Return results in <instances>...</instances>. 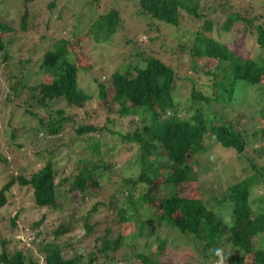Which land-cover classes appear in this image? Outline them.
<instances>
[{
  "label": "trees",
  "instance_id": "trees-1",
  "mask_svg": "<svg viewBox=\"0 0 264 264\" xmlns=\"http://www.w3.org/2000/svg\"><path fill=\"white\" fill-rule=\"evenodd\" d=\"M32 1L19 0L21 10ZM86 1L73 0L78 6L79 20L80 17L83 19L80 20L82 27L77 29L78 33H82L81 37L85 36V45L90 43V47L96 43H108L120 26L119 10L110 0L104 12L92 15L88 10L82 11V4ZM130 1L137 7L136 15L149 27L152 24L157 26L163 23L176 27L181 10L197 20L201 19L202 30L193 33L189 47L198 57L212 56L216 60L211 69L203 72L210 80L207 87L209 90L206 91L204 88L203 94L191 87L189 98L196 106L190 104L187 111L190 108L193 111L189 115L181 116L173 95L175 71L152 51L145 54L144 51L136 49L133 56L137 58L129 61L124 59V71L118 69L112 71L105 81L92 75L95 59L92 61L90 58L88 64L77 61L74 56L75 50L65 47L64 41L62 45L56 43L42 53L36 62L34 75L30 72L31 65L27 68L29 58L17 62L21 64L18 67L19 73L30 72L25 78L24 74L18 76L17 73H13L11 68L7 73L6 68L9 64L6 61L9 55L6 45L16 38L17 32L11 27H4L7 30L5 36L0 35V51L3 52L0 66L1 63L3 65L0 69L2 76L4 77V74L6 76L8 87L4 101L15 100L18 105L24 106L23 112L35 120L31 127L33 137L36 139L40 136L45 140L47 157L41 166L28 176L23 173L8 175V179L0 186V208L6 205V193L15 184L31 189L32 202L37 208L55 209L60 201L66 200L65 195L70 200L75 196L84 200L105 190L108 191V200L94 202L86 211L82 223V237L88 235L93 241L91 245H80V237L74 239L72 234H69L72 230L64 223H58L50 231L42 233L39 230L42 221L40 217L30 224V228L36 231L25 244L11 236L0 235V264H97L99 260L98 264H116L119 259L116 255L119 256L121 248L127 244L125 236H122L118 229L119 225L128 220L125 214L126 205L127 208L136 206L146 210L148 207L159 208L161 212L156 216L157 221H163L180 234H190L197 238L203 258L197 264H207V259L220 257L226 264H264V245L254 250L251 246L252 237H260L264 233L263 169L258 171L253 168L257 171L258 180L262 182L260 189L263 192L257 199L255 213H252L246 197L250 183L245 178L224 188L221 198L212 197L214 203L211 207L199 198L177 197L174 191L179 182L196 180L192 164L210 145L204 144L208 136L221 148L236 153L242 152L251 140L256 142L255 150L262 151L260 145L263 144L264 136L259 134L257 126L252 131L235 128L206 106L210 103L225 105H232L236 101L240 103L243 99L239 98L244 95L248 86L260 85V80L264 78V22L257 20L258 16L249 17L246 11L243 15L235 10L226 13L221 27L228 30L233 23L241 22L247 40L252 41L250 46L254 47L253 54L245 55L244 50L229 49L213 35H206L203 32L213 30L210 13L214 10L225 11L227 6L231 9L228 0L217 3L216 0H212L213 2L208 3H213L208 6L209 11L198 0ZM94 4L98 5V0H94ZM53 6L54 0H51L47 7L50 9ZM26 16L25 9L18 18L20 29L27 26ZM73 35L76 33L73 32ZM2 37L6 39L3 40ZM149 39L154 40L148 37ZM128 40L126 38L125 43ZM136 43L140 44L137 41ZM189 67L194 73L200 71L199 63L195 59L191 61ZM22 68L25 70L20 71ZM13 77L16 78L15 81H11ZM89 80L95 90H86L84 87ZM199 87L202 88L201 85ZM263 89L264 86L261 87L262 91ZM93 96L104 102L113 103L114 118L119 120L127 117L128 125L131 127L130 130L119 132L107 128V125L103 126L110 133L119 135L118 145L136 146L137 161H132V166L123 163L119 171L133 172L137 168V172L131 176L121 177L117 182L120 185L111 180L118 171L113 150L107 146L101 131L86 122L89 120L87 116L90 112L83 109V106ZM246 97L245 93L244 98ZM259 99L255 101L258 102ZM202 102L204 104H201ZM64 107L69 109V112ZM76 115L79 120L78 118L75 120ZM114 118L107 117L106 122L113 126ZM263 118L264 108L259 107L249 121L255 125L256 121ZM244 124L247 122L240 125ZM14 131L10 133L12 141L15 139ZM120 146L117 148L120 149ZM14 147L19 149L21 145L16 144ZM167 167L175 168L166 172ZM157 178H163L172 189L169 196L158 202L150 196L154 187L152 181ZM139 181L146 182L148 186L135 198L131 189L135 188ZM122 187L126 189L125 192ZM143 204H146V207L142 206ZM98 205L106 210L113 208L115 211L113 216L109 215L104 219L111 225L104 224L102 232L96 235L94 228L98 230L99 221L95 220L89 224L87 217L97 212ZM175 210L179 215H175ZM14 218L15 216L9 222L10 226L16 228ZM241 220H244V223L231 233L230 229L235 221ZM228 221L229 227L225 228ZM112 225L115 228H112ZM114 229H117L116 232H113ZM142 229L141 225H137L134 232L129 234L130 237L138 238ZM225 230L228 232L225 240L229 251L221 247L225 242L223 241ZM153 243L149 252H140L139 249L133 251V264H178L160 257L164 255L162 242L155 238ZM148 245L150 244H142L145 248Z\"/></svg>",
  "mask_w": 264,
  "mask_h": 264
},
{
  "label": "rangeland",
  "instance_id": "rangeland-1",
  "mask_svg": "<svg viewBox=\"0 0 264 264\" xmlns=\"http://www.w3.org/2000/svg\"><path fill=\"white\" fill-rule=\"evenodd\" d=\"M50 1L33 0L21 10L19 0H0V35L5 36L7 31L5 28L7 27H11L17 32L16 38L6 45V51H8L9 55L6 61L9 64L6 68L7 73H9V69L11 68L13 73H17L18 76L19 74H24V78L30 72L32 74L34 72L35 74L36 62H38L42 53L56 43L59 46L62 45L61 43L64 41L65 44L63 45L65 47H71V49L75 50L74 56L77 61L88 64L90 58L92 61L95 59L96 62H94L92 75L98 76L101 80L105 81L108 80V76L112 71L116 69L124 71V59L129 61L137 58L133 56L136 49L144 51L145 54L152 51L175 71L176 80L173 95L174 101L178 103L179 114L181 116L189 115L193 111L191 108L187 111L190 104H193V107L196 106L189 98L191 87L199 90L198 92L204 91V88L206 91L209 90L207 87L210 85V80L205 77L203 72L211 69L216 60L212 56L198 57L194 51L191 52L192 50L189 47L193 33L196 30H202L201 19L197 20L181 10L176 27L164 23L157 26L152 24L149 27L144 24L140 16L136 15L137 7L134 2L130 0H117V2H114L112 0L113 6L119 10L121 15L120 26L116 29L112 39L108 43H96L90 47V43L85 45V36L81 37L82 33H78L77 31V29H81L80 27H82L80 20H83L81 17L80 20L78 18L79 12L76 4L79 1H76L77 3L74 4L73 0H54V6L48 9L47 5ZM109 1L98 0V5H95L94 0H87L82 4V11L86 12L88 10L92 15L102 13L108 8ZM219 1L223 0H216V3ZM198 2L203 4L207 11H209L208 6L213 5V3L208 4L213 2L212 0H198ZM228 3L232 6L231 9H228L227 6L225 11L214 10L209 14V17L213 21V30L211 32H203L206 35H213L214 38L218 39L219 42L229 49L235 51L244 50L243 53L245 55L253 54L252 50L254 51V47L250 46V44L252 45V41L247 40L243 32L244 25L241 22L233 23L228 30H224L221 26L226 13L230 10L238 11L240 15H243L244 11H246L249 17L251 15L258 16L257 20L264 22V0H228ZM25 9L27 10V26L25 29H20L18 18ZM73 32L76 35H73ZM148 37L154 40H148ZM126 38L129 39L127 43H125ZM2 39L5 40L6 37H2ZM136 41L140 42V44L137 45ZM2 53L1 50L0 62ZM25 58L30 59V63L27 65V68L31 65L30 72L28 71L27 74L23 72L19 73L18 67L21 64L17 62ZM194 59L198 61L200 66L198 73H194L192 68L189 67L191 61ZM2 65L3 63H1ZM24 68L20 71L25 70ZM100 68L102 70H99ZM1 71L0 69V186L8 179L9 174L23 173L25 176H28L39 168L47 157L45 154L47 146V143L44 144L45 140L40 136L36 139L33 137L34 134L31 127L35 120L24 113V106L18 105L15 100L11 102L8 100L4 101V94L8 87L5 81L6 76L4 74L3 77ZM15 80L16 78L13 77L11 81ZM200 85L202 88L199 87ZM263 86L264 78L260 80V85H250L246 88L245 93L247 97L244 98L245 93L241 95L239 99L242 98L243 101L240 103L237 101L232 105L210 103L206 107L214 110L218 117H223L222 119L231 123L233 127L252 131L257 126L259 134L264 136V118L256 121L255 125L249 121L250 117L255 114V111L259 107L264 108V89L263 91L261 90ZM84 87L86 90H95L91 80L89 82L86 81V86ZM258 98L260 99L256 102L255 100ZM201 104L204 103L202 102ZM83 109L90 112L87 116L89 120L86 122L96 126L101 131L107 146L110 150H113V155L116 157L115 161L117 162L116 170L118 171L111 177V180L113 179L116 181V184L120 185L117 182L120 181L121 177L131 176L137 172V168L133 172L127 171L125 173L123 170L119 171L123 163L131 165L132 161H137L136 146L118 145L120 142L119 135L110 133L103 126L107 125V128H111V130L124 132L131 129L128 125V118L119 120L114 118L113 103L109 101L104 102L94 96L86 102ZM65 110L69 112V109L65 108ZM107 117L114 118L115 125L112 124L113 126H111L108 124L106 122ZM77 118L76 115L75 120ZM244 122H247V124L240 125ZM14 130H18V132ZM12 131H14L13 136L15 138L13 141L10 138ZM206 139L204 140V144L210 145L207 146L208 148L203 153H200L201 155L197 156V159L192 164V171L196 174V180L179 182L174 189L177 197L199 198L207 206L211 207L214 203V198L218 199L222 197L224 188L228 185L236 184L239 180L245 178L250 183L246 197L252 213H255L258 205L257 199L263 195V192L260 189L262 182L258 180L257 171H254L253 168L258 169V171L263 169L264 174V139H262L263 144L260 145L261 152L255 150L256 142L251 140L244 150L239 153L221 148L209 136ZM14 144H20L21 147L19 149L17 147L16 149ZM117 146H120V149ZM56 158L59 159V157ZM208 163L210 165H206ZM169 167L165 169L166 172L175 168ZM133 168H135V165ZM152 182L154 187L150 196L157 202L172 193L171 187L163 181V178H157ZM147 186L146 182L139 181L137 186L131 189L133 196L135 198L139 197L141 190ZM125 190L123 188V192ZM65 196L66 200L60 201L59 206H56L55 209L37 208L32 202L31 189L24 186L20 187L17 184L13 185L9 192L6 193V205L0 208V235L11 236L12 238L19 239L22 244H25V242L31 240L36 231L30 228V224L41 217L42 221L39 225V230L42 233L50 231L58 223H64L72 230L69 234H72L74 239L80 237V245H91L93 241L88 235L82 237V223L85 219L86 211L92 203L107 202L108 191L98 192L90 199L85 198L84 200L77 199L76 196L70 200V198H67V195ZM123 201L125 202V198H123ZM142 206L146 207V204ZM125 209L128 220L119 225L118 229L120 234L125 236L127 244L121 248L119 256L116 255V258H119L116 264H133V251L139 249L140 252H149L148 250L152 249L155 238L162 242L165 256L160 255V257L165 260L177 262L178 264L186 262L197 264L203 260L197 238L192 237L190 234H180L163 221H157L156 216L161 212L159 208L148 207L146 210L136 208V206L127 208L126 205ZM114 211L113 208L106 210L98 205L97 212L91 213L87 217L89 224H92L95 220L99 221L98 230L94 228L96 235L102 232L104 224L106 226L111 225L107 220L104 221V219L109 215L113 216ZM174 213L175 215L178 214L176 210ZM13 216H15L14 222L16 228L10 226L9 220ZM243 223L244 220L235 221L230 232L233 233ZM225 224L228 225L225 228H228L229 221ZM137 225L143 227L142 233L138 238L130 237L129 234L134 232ZM112 228L115 227L112 225ZM116 230L114 229L113 232H116ZM227 236L228 232L225 230L223 234V241L225 242L221 247L223 250L229 251L230 249L225 240ZM143 243L150 245L145 248L142 246ZM263 245L264 233L260 237H252V250L260 248ZM99 262L100 260L97 264ZM206 262L207 264H226L221 257L213 260L209 258Z\"/></svg>",
  "mask_w": 264,
  "mask_h": 264
}]
</instances>
